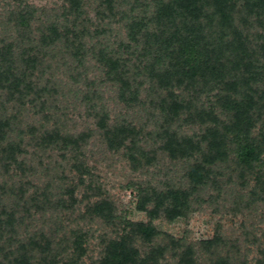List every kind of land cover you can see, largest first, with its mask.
<instances>
[{"label": "trees", "instance_id": "16d2710c", "mask_svg": "<svg viewBox=\"0 0 264 264\" xmlns=\"http://www.w3.org/2000/svg\"><path fill=\"white\" fill-rule=\"evenodd\" d=\"M12 1L6 26L0 27V97L6 101L0 102L3 166L15 165L25 173L20 156L29 146L57 151L65 159V153L80 154L87 142L88 133L66 130L55 119L57 108L47 107L57 90L39 68L46 58L58 56L74 66L68 74L72 86L78 87L79 79L87 82L83 97L108 148L127 147L134 165L141 158L153 159L138 145L131 123L109 124L108 114L95 108L96 84L79 71L87 61L117 86L122 102L138 104L145 93L150 107L164 117L159 150L171 161L187 163L185 185L137 187L135 208L145 213L146 221L127 219L100 195L99 187L89 185L96 199L85 212L112 231L101 237L98 257L89 264H169V258L175 264H199V252L207 254L209 264H246L223 251L219 234L194 247L153 222L185 217L195 195L218 183L224 165L236 173L239 189L264 206V0H62L59 13L50 18L25 0ZM91 6L94 20L88 17ZM29 108L34 111L28 117L24 112ZM182 118L198 130L186 134L169 128ZM74 160L82 182L88 172ZM23 186L17 188L19 197L26 194ZM34 189L32 195L44 202L52 195L48 183ZM76 189H60L68 206L76 203ZM17 221L14 211L1 209L0 264H81L87 253L84 233H73L71 251L63 253L53 249L54 242L43 232L20 239ZM249 264H264V248Z\"/></svg>", "mask_w": 264, "mask_h": 264}, {"label": "rangeland", "instance_id": "374dc122", "mask_svg": "<svg viewBox=\"0 0 264 264\" xmlns=\"http://www.w3.org/2000/svg\"><path fill=\"white\" fill-rule=\"evenodd\" d=\"M25 1L43 9L49 18L59 13L62 5V0ZM13 4L12 0H0V27L6 23V11ZM93 8L91 6L87 9L88 17L92 20ZM43 68L46 70L47 79H50L57 90L53 99H47L49 109L52 106L57 108L55 119L66 130L74 134L85 132L89 136L81 147L80 154L73 153L76 155L74 156L65 153V159L57 151L45 152L29 146L27 153L20 156L24 162L22 167L26 170L25 173L15 165L6 168L0 159V211L4 208L6 211L15 212L16 220L20 221L15 228L16 236L20 239L25 235L28 237L43 232L54 242L53 249L59 252L69 253L73 233H84L87 253L81 264H89L98 257L101 237L110 236L112 233L99 219L90 218L85 212L87 205L96 199L92 197L89 185L91 189L99 187L100 195L112 200L127 219L146 221L145 213L135 208L137 187L147 184L158 187L185 185L184 172L187 163L171 161L159 150L161 129L165 125L164 117L150 107L145 93L140 96L138 104L122 102L118 98L117 86L104 80L93 61H87V64L79 68V71L86 73L88 82L93 81L96 84L92 100L95 108L98 111L102 108L108 114L109 124L120 123L122 120L131 123L137 133L138 145L149 156L153 155L150 162L141 158L140 165H134L128 158L127 147L122 146L117 150L107 147L96 125L94 110L88 109L89 103L83 97L87 82L79 79L78 87L69 82L68 74L73 71L74 66L58 56L46 58L39 70ZM1 101L3 104L6 102L4 97H0ZM11 105L13 104L6 106ZM33 111L34 109L29 108L24 113L29 117ZM39 118L34 117L35 120ZM169 128L186 134H190L191 129L198 130L197 127L185 124L183 118L170 123ZM27 143L26 139L24 144ZM75 158L83 163L84 170L88 172L82 175V182L79 173L72 167ZM223 167L218 183L210 184L195 195L191 210L185 217L172 222L157 219L153 223L160 231L194 247L200 241L219 234L224 244L221 246L223 251H230L237 261L249 264L259 255L260 249L264 248V206L259 201L250 199L246 192H242L237 185L236 173L233 174L226 165ZM228 174L231 175L230 179ZM45 183L50 185L52 194L47 195L46 202L40 195H32L35 186L41 188ZM252 183L250 180L249 185ZM67 185L77 186L74 195L76 203L73 206H68L70 201L67 195H59L60 189ZM21 186L27 191L19 197L17 188ZM33 199L42 203H35ZM248 202L250 205L245 206ZM198 256L199 264L210 263L207 254L199 252ZM168 262L175 264V260L171 258Z\"/></svg>", "mask_w": 264, "mask_h": 264}]
</instances>
